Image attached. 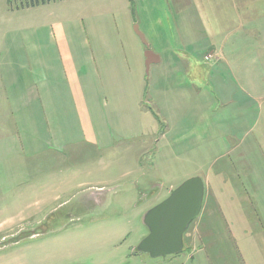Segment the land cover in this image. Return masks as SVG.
Listing matches in <instances>:
<instances>
[{
    "label": "rangeland",
    "instance_id": "374dc122",
    "mask_svg": "<svg viewBox=\"0 0 264 264\" xmlns=\"http://www.w3.org/2000/svg\"><path fill=\"white\" fill-rule=\"evenodd\" d=\"M237 2L241 15L251 18L243 17L244 26L235 0H52L41 5L40 23L33 19L35 8H22L23 0H0V53L5 56L7 47L11 54L19 43L13 34L2 41L11 30L28 34L41 24V44L56 51L41 53L46 60L41 80L47 87L60 80L67 90L64 68L69 74L74 60L85 109L97 130L99 122L105 128L90 145L74 127L72 141L78 107L76 100L62 97L58 127L69 138L67 147L48 149L56 130L49 120L41 133L46 148L40 159L24 164L20 183L7 181L21 174L18 165L7 168L0 160V264H191L196 252L209 255L206 264H240L241 253L247 257L242 264L263 263L254 237H242L250 247L239 246L222 214H214L212 222L220 226L213 243L203 248L194 250L190 243L201 214L191 223L180 254L153 258L138 251L149 234L145 214L170 196L172 185L178 188L194 177L205 180L220 167L230 174L231 163L240 159H253L264 176V76L253 85L240 78L245 71L257 75L263 67L264 0ZM136 26L161 60L149 74ZM214 28L216 39L204 35ZM62 44L71 55L67 61ZM242 95L252 104L248 116L240 111ZM45 107L49 118L52 102L46 100ZM226 120L228 134L216 128ZM48 132L51 141H46ZM181 141L182 149L171 146ZM150 144L151 153L143 154ZM108 159H134L132 175L124 176L118 165L109 169ZM139 159H145L142 171ZM229 182L220 179L218 189L230 187ZM255 199L260 206L255 203L248 212L252 223H263L264 229V189Z\"/></svg>",
    "mask_w": 264,
    "mask_h": 264
},
{
    "label": "crops",
    "instance_id": "0c3cea01",
    "mask_svg": "<svg viewBox=\"0 0 264 264\" xmlns=\"http://www.w3.org/2000/svg\"><path fill=\"white\" fill-rule=\"evenodd\" d=\"M238 5L239 3L235 0L234 8H236L239 18H242V24L244 26V20L246 19L250 22L251 18L250 15L248 17V13H242L241 15V10L238 9ZM40 7L41 5L32 7L35 8L33 19L37 23L41 22V11H39ZM32 8H27V10H31ZM24 9L26 10V8ZM211 15L214 16V14ZM62 28L61 26L59 27L58 34L63 43L64 34L63 31H61ZM11 34H13L12 36L15 40L16 38H19V43L16 45V48L11 54L7 47L4 49L6 53L5 56L3 52L0 53V58L4 56L0 59V160L5 161L7 168H9L8 165H18V171H21V174L16 176V178L14 176L12 180L10 179L7 181L10 183H20L17 178H20L24 174V164H28L30 159H40L41 148H46L44 143H41V133L44 131L45 123H49V120L52 127L55 126L57 131L54 130L55 134H53V139L51 138V133L48 132L49 135L46 141H51V139L52 142L54 141L52 144L53 146L48 147V149L53 147L54 149H52L55 151H62L65 147H67L66 140L69 138L67 135L63 136L60 127H58L61 116L58 112L61 105L57 102L62 101V97L72 99L73 101L76 100L78 107V110L73 111L74 120L72 121V130L69 134L72 141L76 139L74 132H72L74 127L77 129L78 137L83 139L86 144L90 145L94 144L99 139V131L101 132L102 128H105L103 127V124L99 122L97 130L93 116L90 115L88 109H85L86 106L85 101L83 100L84 97L80 92V88L76 85L77 67L74 60L73 65L68 66L70 68L69 74L64 68L67 90H62L59 85L60 80L53 82L51 87H47L45 80H41V69L44 67V63L46 62L45 58H42L41 53L56 52L55 49L52 50L49 46L41 44V24H37L31 30L29 29L28 34L26 33V29H22L21 31L11 30L2 41L5 42ZM206 34L208 37L213 39H216L218 36L215 28L211 33L205 31L204 35L206 36ZM60 49L61 54L65 55V61L69 58L71 59V55L67 51V46L62 44ZM19 52H21V56L17 55ZM213 57L214 55H212V58ZM205 59H207V57ZM260 60L263 62V67L262 69H259L260 72L257 75H253L252 70L248 73L245 71L241 74V81H243L246 85H253L259 77L264 76V55L261 56ZM60 64L62 65V59ZM189 66L191 65L189 64ZM240 67H246V64L242 63L240 64ZM70 79L73 82V86L70 83ZM261 88L262 87L259 86V89ZM247 96L251 95L247 94ZM46 100L52 102V106L55 111L51 112L49 118L46 113ZM242 100L245 104H240V111H242L241 114L248 116V107L252 108V104L248 102V98L244 95H242ZM235 104L237 105L236 101ZM249 111L252 113L251 110ZM225 114L226 113L223 115ZM233 117L235 124H237L234 112ZM180 123L181 130L184 124V118L181 119ZM247 125L248 122L245 126ZM230 126L231 125L228 123V120L216 123V128L225 129L226 134L230 133ZM24 131H26L27 138L25 137L26 134L23 135ZM178 144L179 143L174 145L172 143L171 146L181 149L184 147L183 141H181L179 145ZM71 147L74 149V146ZM151 148L152 144L146 146L143 154L151 153ZM74 155H76V152L73 150V156ZM72 160L75 161L77 159ZM108 160L110 163L109 169L118 165L121 166L118 170L123 173L124 176L132 175L129 165H131V163L135 165L134 159ZM144 161L145 159H139V171H142ZM127 162L128 168L125 164ZM109 169H105V171H109ZM225 170L226 167H220L217 169L218 173H213L212 177L208 176L205 180L202 178L205 184V198L201 212L203 217L202 219H199L202 221L200 223L198 221L199 224L192 231L190 243H192L191 245H194V250H196V247L203 248L200 246H204V243H213L211 238L216 236L215 228H219L220 226V222H212L214 214L219 216L222 214L227 222L231 238H233L234 242L240 243L239 246H241V244H247V248L250 246H248L249 244L246 242L250 237H254L257 244L255 249L261 253L264 259V229L261 227L263 223H260L259 225L253 224V217L250 216L248 212V207H254V204L257 203L255 196L262 193L264 189V176L257 173V168L254 166L253 159H240L235 163H231L230 174H226L224 172ZM86 171L88 172V169H80L77 172L87 173ZM229 175L231 176L228 177ZM220 179H229L230 187L226 189H218L217 183ZM214 180H218V182L215 183ZM26 185L29 184L27 183ZM170 189H176V186L172 185ZM19 193L20 195H23L24 190H20ZM258 205L260 206V204ZM227 216L229 217V220H227ZM223 217L222 219H224ZM259 227L263 230H260ZM242 237L247 239V241L244 242ZM216 257L217 254L214 255V258ZM242 257L247 258L244 256V253H241L240 261L237 259V262L239 261L240 264H242ZM189 260L191 261V264H206V260L211 261L209 255L204 257L202 253L198 255L197 252L192 255ZM262 264H264V260Z\"/></svg>",
    "mask_w": 264,
    "mask_h": 264
},
{
    "label": "water",
    "instance_id": "95a60500",
    "mask_svg": "<svg viewBox=\"0 0 264 264\" xmlns=\"http://www.w3.org/2000/svg\"><path fill=\"white\" fill-rule=\"evenodd\" d=\"M135 32L145 46V64L149 74L151 65L158 63L160 58L152 51L138 26ZM204 198L205 184L200 177L190 178L171 191L167 199L145 214L144 224L149 234L139 244L138 251L153 258L180 254L184 250V235L191 223L200 216Z\"/></svg>",
    "mask_w": 264,
    "mask_h": 264
},
{
    "label": "trees",
    "instance_id": "16d2710c",
    "mask_svg": "<svg viewBox=\"0 0 264 264\" xmlns=\"http://www.w3.org/2000/svg\"><path fill=\"white\" fill-rule=\"evenodd\" d=\"M52 0H23L22 8H32L37 7L42 4H46L48 2H51ZM12 3V0H10V4Z\"/></svg>",
    "mask_w": 264,
    "mask_h": 264
},
{
    "label": "built area",
    "instance_id": "2783aa9c",
    "mask_svg": "<svg viewBox=\"0 0 264 264\" xmlns=\"http://www.w3.org/2000/svg\"><path fill=\"white\" fill-rule=\"evenodd\" d=\"M210 56H212V55H210ZM210 56H209V57H210ZM209 57H207V59H208Z\"/></svg>",
    "mask_w": 264,
    "mask_h": 264
}]
</instances>
